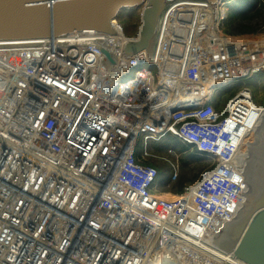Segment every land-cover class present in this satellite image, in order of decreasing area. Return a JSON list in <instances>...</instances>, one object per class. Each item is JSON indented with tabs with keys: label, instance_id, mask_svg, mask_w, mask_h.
I'll return each mask as SVG.
<instances>
[{
	"label": "built area",
	"instance_id": "1",
	"mask_svg": "<svg viewBox=\"0 0 264 264\" xmlns=\"http://www.w3.org/2000/svg\"><path fill=\"white\" fill-rule=\"evenodd\" d=\"M234 1L236 0H224L213 6L214 9L219 8L216 9V17H213L216 23L214 32L217 35H220L219 27L226 19L225 10ZM112 25L117 31L115 35L82 32L58 38L16 40L18 44H14V47L17 48L22 62L19 64L15 60L12 68L7 67L8 72L13 73L14 76L25 72L31 77L29 72L34 61L31 60L29 53L37 52L42 57L35 69L33 80L35 91L25 102L30 104L31 113L37 120V125L33 129L36 149L30 148L31 154L44 156L47 160H59L60 164L65 166L75 165L79 172L85 173L89 164L102 149L101 143H104L107 136L108 112L113 110L112 105L105 102L102 97L109 99L127 90L128 83H135L141 75L140 72L143 71H145L144 76L151 74L154 83L153 74L144 68L137 70L131 79L121 81V78L129 74L132 69L142 64L154 66L157 69V76L162 79L159 67L147 61L145 52L140 51L131 56L124 54V45L132 37L123 34L117 21H112ZM258 33L263 32L257 31L254 33L257 34L254 38L243 39L237 43H230L225 39L233 46L229 47L231 50L228 47L221 49L230 50L227 60L236 61L238 57L241 64L245 60L249 61L250 68L246 73L210 85L208 92L199 102L196 99L190 103L176 104L177 108L170 114L166 131L149 135L147 130L142 129L139 158L136 157V142H133L124 154L115 175L103 188V194L99 196L96 206L82 211L90 220L92 219V225L83 231L80 237L93 240L99 236V239L93 241L98 247L94 251L89 250L87 244L81 241V249H79V235L82 230L78 232L75 240L76 249L81 252L76 256H80L84 261L83 264H137V262L159 264L158 259L162 251L160 253L155 250V242L146 249L139 244V240L151 241L153 233L149 235L147 231L152 227L170 236L166 242L172 253L176 252L177 244L172 238L180 241V235L174 230L181 226H185L183 231L195 230L198 233L209 234L214 239L215 234L219 236L224 232L226 226L233 220L243 192L245 156L242 143L249 130L248 126L250 127L249 115L254 108L253 104L257 107L261 106L254 102L252 92L248 88L234 93L220 110L215 108L214 100L212 101L210 97L219 93L220 84L228 82L233 84L238 79L264 74V36ZM240 42L254 47L256 51L253 52L248 47V51L239 54L241 50L236 45ZM99 48L111 52L112 63ZM218 55L223 56V53ZM255 56L259 58L253 59ZM227 60L226 64L231 67ZM260 60L259 67L253 65V62ZM220 68L221 66L217 67L219 71H224ZM40 74H42L40 77L44 78H39ZM183 76L189 84L199 82L198 65L187 61ZM129 98L124 103L144 101L146 93L138 89L137 92L133 90ZM9 100L11 101L6 104L16 106L19 103L16 97H9ZM167 134L173 135L180 143L188 146L196 156L207 161L209 165L201 171L193 183L183 187L181 194L164 198L162 196L164 193L155 192L157 170L146 164L145 160L149 157L146 141L150 139L157 141ZM169 165L173 169L172 180H174L178 166L171 163ZM18 169L28 178L25 173L26 167ZM19 191L24 192L22 187ZM2 194L8 195L5 196L3 203H0V242L4 237L19 230L14 227V224H17L13 220L15 218L11 221L13 226L9 223L4 224L6 216L13 211H20L21 214L24 209V205L21 207L22 200L19 195L8 200L9 192L5 191ZM16 202H19V205ZM49 216L47 212L43 216L39 214L38 220L42 219L41 224L47 227L51 223ZM26 222L27 224L23 226H30L29 234L25 236V242L19 249L33 251L37 244L35 240L37 234L34 235V227L30 219ZM82 224L80 225L84 226ZM215 228L217 231L212 234L211 230ZM50 230L56 239L55 227H51ZM143 230H146V238ZM63 232L70 231L68 228L62 229L60 234ZM47 233L45 230V234ZM45 234L41 235V239L47 243L41 251L31 256L18 257L10 250L8 253L12 256L7 254V260L4 262L63 264L66 255L75 256L72 252H67L68 242L59 250H56L58 242L48 246V237ZM0 256L2 257L1 252Z\"/></svg>",
	"mask_w": 264,
	"mask_h": 264
},
{
	"label": "bare ground",
	"instance_id": "2",
	"mask_svg": "<svg viewBox=\"0 0 264 264\" xmlns=\"http://www.w3.org/2000/svg\"><path fill=\"white\" fill-rule=\"evenodd\" d=\"M216 9L219 8L214 9L213 6L201 2L187 1L174 2L165 7L153 55L149 57L142 49L146 54L147 61L159 67L161 82L165 85L155 88L151 74L148 73L144 76L145 71H143L140 72L141 75L135 83H128L127 90L117 93L111 98L115 106L112 111H107L109 114L107 136L104 143H101L103 144L102 149L89 164L85 173L79 172L75 165L65 166L60 164L59 160H47L44 156L39 157L30 153V148L36 149L33 129L37 125V120L36 116L31 113L30 104L25 102L32 97L35 91V82L33 81L35 69L42 57L37 52L29 53L31 60L34 61L29 72L31 77L25 72L14 76L13 73L8 72V66L12 68L15 60L19 64L22 62L18 56L17 48L14 47V44H18V42L0 41V192H9L8 200L19 195L22 200L21 207L24 205L21 214H19L20 211L10 210L13 212L6 216L4 224L9 223L10 226H13L11 221L12 218H15L13 220L17 224H14V227L19 230L11 231L13 234L10 235L6 234L8 236L0 242L2 254L0 264H7L4 261L7 260V254L12 256L8 253L10 250L14 251L18 257L31 256L35 252L41 251L44 244L47 243L39 236L40 229L43 228L55 227L54 236L57 238L54 239L52 235L48 246L58 242L56 250H59L67 241H71V245L67 246V252H72L75 256L66 255L63 264L84 263L80 256H76L81 252L79 250L81 249L80 241L87 244L91 251L98 248L93 241L99 239V236L93 240L80 237L81 233L92 225V219H88L87 222L86 218L89 217L82 211L96 206L99 196L103 194V188L115 175L124 154L133 142H136L133 131L137 133L139 130L140 135L143 128L150 133L166 131L171 112L165 115V110L168 111L169 107H173L174 104L190 103L196 99L199 102L202 96L208 92V86L211 83L222 80L225 82L226 79L236 78L246 73L250 68V62L247 60L243 61V64L240 63L238 57L236 61L234 60L235 62L227 60L231 50L229 47L233 45L228 44L225 39L218 37L219 35L214 32L216 23L213 17H216ZM226 47L230 50H221ZM236 47L241 50L239 54H244L243 52L248 51L250 46L245 42H240ZM250 48L252 51H256L253 49L254 47ZM219 53H223V56L218 55ZM258 58V56L253 57V59ZM226 60L228 64L232 65L231 67L226 64ZM187 61L198 65L199 82L189 84L185 80L183 72ZM219 66L224 71H219L217 69ZM40 76L42 74L39 75V78H44ZM137 89L146 93V100L124 103L133 90L137 92ZM170 94L177 99H169ZM9 97H16L19 103L16 106L6 104L11 101ZM129 100L133 99L129 98ZM148 111L155 112L156 118L152 117L153 113ZM150 117L152 121L149 120ZM249 124V130L242 143V151L245 156L243 192L238 203V211L226 228L235 220L250 215L248 202L259 190L264 180V108L254 105L249 115ZM20 167H26L27 172L25 173L28 178L19 171ZM20 186L24 192L19 191ZM3 188L5 189L2 190ZM172 195L174 194L164 193L162 196L169 198ZM16 203L19 205V202ZM75 204H79L80 208ZM45 208L47 210H44ZM46 212L47 215L50 214L49 220L51 219V223L47 227L45 224H41L42 219L38 220L39 214L43 216ZM29 219L34 227V235L37 234L35 237L37 244L33 251L19 249L25 242V236L29 234L30 226H23ZM81 223L84 226H81ZM184 227L181 226L174 230L176 234L180 235V241L172 238V241L177 242L175 253L171 252L170 247L168 249L166 240L170 236L154 227L147 231L149 235L151 232L153 233L151 241L139 240V244L146 249L155 242V250L160 253L162 251L158 259L159 264H246L217 248H221V244L227 242L224 234L226 228L221 235L215 234L214 239L209 234L198 233L195 230L183 231ZM67 228L69 233L60 234L62 229ZM80 230L82 231L79 235V249H76L77 241L75 240ZM214 231H217V228L211 230L212 234ZM47 232L52 234L50 230ZM143 232L145 233L144 238H146V230ZM15 246L17 247L14 248ZM26 252L28 253L26 254ZM12 262L14 263V260ZM141 264H145V262Z\"/></svg>",
	"mask_w": 264,
	"mask_h": 264
},
{
	"label": "water",
	"instance_id": "3",
	"mask_svg": "<svg viewBox=\"0 0 264 264\" xmlns=\"http://www.w3.org/2000/svg\"><path fill=\"white\" fill-rule=\"evenodd\" d=\"M181 1L215 6L224 0H0V41L58 38L82 32L115 35L112 21L121 12L140 11L138 31L127 40L123 52L131 56L144 49L150 57L163 10ZM99 49L112 63L111 52ZM176 108V104L169 107L167 114ZM249 209V216L226 228L227 242L217 248L246 264H264V180L248 202Z\"/></svg>",
	"mask_w": 264,
	"mask_h": 264
},
{
	"label": "trees",
	"instance_id": "4",
	"mask_svg": "<svg viewBox=\"0 0 264 264\" xmlns=\"http://www.w3.org/2000/svg\"><path fill=\"white\" fill-rule=\"evenodd\" d=\"M232 11V17H229L227 30H225L229 36L253 35L264 26V0H236L232 3ZM230 19H233V22ZM262 88L264 91V85ZM214 105L217 110H220L218 102H215ZM261 107H264V105H261ZM165 136L157 141L150 142L151 145L149 144L148 147L153 153L148 152L149 157L146 158L145 163L157 170L158 182L170 184L169 191L174 194H181L183 187L193 183L201 173V168L203 170L208 162L196 156L193 151H189V147L180 143L176 138L168 136L169 139L165 142ZM170 141L179 143V151L175 150L178 155V167L173 182H171L173 171L169 162H167L170 161L171 156L162 154L165 151L168 152L167 147L170 146ZM139 156L140 152H136L137 159ZM168 169H170V172H168Z\"/></svg>",
	"mask_w": 264,
	"mask_h": 264
},
{
	"label": "rangeland",
	"instance_id": "5",
	"mask_svg": "<svg viewBox=\"0 0 264 264\" xmlns=\"http://www.w3.org/2000/svg\"><path fill=\"white\" fill-rule=\"evenodd\" d=\"M225 11H226V19H225V21L222 22L221 26L219 27L220 35L222 36V38L224 37V39H226L230 43H237V42H239V41H241L243 39H252V38H254L257 35V34H254L253 36L252 35H247V36L244 35V36H233L232 37V36H229L228 34H226L225 30H227V26H228L227 21H228L229 17L230 18L232 17L231 14L233 13L232 4H229ZM139 13H140V11H124V12H121L118 15L116 21L118 22V24L122 28V32H123V34L125 36L134 37L136 35V33L138 31V28L140 26ZM230 20H232V22H233V19H230ZM258 31L263 32V33H258V34H261L262 36H264V26L262 28H260ZM220 35L218 37H221ZM253 65L259 67V65H261V60L259 62L253 63ZM141 68L147 69L153 74V76H154L153 86L155 88H157V87L160 88V87L163 86V82H161V79L157 76V69L154 66H149L147 64H142L139 67L132 69L129 74H127L125 77L121 78V81L124 82L126 80L131 79L134 76V73L137 70L141 69ZM257 81H259V82H257ZM212 84H214V83H211L210 85H212ZM210 85L208 86V90H209ZM263 85H264V74H256V75L251 76L248 79H238L233 84L231 82L220 84L219 85V90H220L219 93L216 96H214V97L211 96L210 99L212 101L214 100V103L218 102L220 104L219 109H222L224 104H225V102L230 98V96L233 95V93H236V92H238V91H240V90H242L244 88H248L252 92V96H253L254 102L261 106V105H264V91H263V88H262ZM172 96L173 95L170 94L169 95V99ZM102 99L105 102L111 104L112 107L114 108V106H115L114 104L115 103H114L113 99H111V98L106 99V98H103V97H102ZM112 107L110 106L109 108L111 109ZM148 112L153 113L151 115L152 117L155 116L154 115L155 112H153V111H148ZM164 114L168 115L167 114V110H165ZM145 115H146V113H145ZM149 120L152 121L151 117H150ZM133 133L135 134V141H136L135 150H136V152H140L141 151V144H142V138L143 137L139 136L140 135L139 134V130L137 131V133L139 135L136 134L135 131H133ZM152 134H154V133H150L149 132V135H152ZM167 135L170 136V137H173V135H171V134H167ZM168 136L164 137L165 138V142L169 139ZM151 141H154V140L150 139V140L146 141V151L147 152L150 151L151 153H153L150 150V148L148 147V145L150 144ZM178 147H179V143L178 142L170 141V146L167 147L169 149L168 152L166 153V151H165V152L162 153L163 155H166V156L170 155L171 156V158H169L170 161H167V162H169V163H171L173 165H177V166H178V162H177L178 155H177L176 151H179ZM189 151H192V150L189 149ZM208 165H209V163L207 164V166ZM201 171H202V168H201ZM168 172H170V169H168ZM171 182H173L172 178H171ZM169 187H171L170 184L162 183V182H158L157 181V185L155 187V192L156 193H171V194H174L171 191H169V189H170ZM20 188H21V186H20ZM12 191H15V189H12ZM7 195L8 194H6L5 196H7ZM5 196H4V194H2V192H0V201H1V203H3ZM75 206L80 208L79 204H75ZM88 219L89 218H86V221L90 220V219L89 220ZM47 229L50 230V228H43L42 230L40 229L41 233H40L39 236L40 237H41V235L44 236L45 230L47 232ZM52 235L49 234V233L45 234V236L48 237L47 238L48 241H50V238H52ZM70 245H71V241L68 242V246H70Z\"/></svg>",
	"mask_w": 264,
	"mask_h": 264
},
{
	"label": "crops",
	"instance_id": "6",
	"mask_svg": "<svg viewBox=\"0 0 264 264\" xmlns=\"http://www.w3.org/2000/svg\"><path fill=\"white\" fill-rule=\"evenodd\" d=\"M175 99H177V98H175L174 96L171 97V100H175ZM155 117H156V116H155Z\"/></svg>",
	"mask_w": 264,
	"mask_h": 264
}]
</instances>
